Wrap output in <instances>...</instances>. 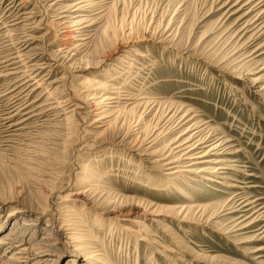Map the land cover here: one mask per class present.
<instances>
[{
  "label": "rangeland",
  "instance_id": "rangeland-1",
  "mask_svg": "<svg viewBox=\"0 0 264 264\" xmlns=\"http://www.w3.org/2000/svg\"><path fill=\"white\" fill-rule=\"evenodd\" d=\"M66 1L0 0V63L19 50L30 64H56L52 71L39 73L45 84L29 99L43 97L29 110L43 105L49 91L54 93L48 103L63 105L57 112L13 117L21 105L15 97L19 89L10 94L14 86L0 80V241L7 235L18 238L30 256L23 264H84L73 251L67 218L59 215L65 205L73 204L101 241L97 250L113 264H264V251L258 252L264 240L258 241V234L251 232L261 225L226 234L228 238L219 233L232 223L221 213L229 196L220 193L222 186L205 181L219 177L170 179L148 154L183 133L186 127L174 124L181 114L174 122L170 116L186 111L202 125L201 138L209 134L200 153L208 152L207 147L220 138L228 141L226 151L223 147L203 160H234L230 175L246 187L244 196L260 199L257 204L264 208V91L260 93L264 36L257 39L251 31L239 32L255 14L238 20L252 5L229 17L225 13L237 0H102L97 13L107 14L95 19L87 45L70 59L60 51L64 42L60 18L71 4ZM257 2L264 10V0ZM132 11V34L120 37ZM127 41L126 46L116 47ZM138 52L147 57L140 58ZM106 72L115 81H109ZM86 78L107 80L111 87L158 104L142 115L138 108L106 128L94 123L97 112L82 84ZM137 121L138 128L150 121L139 135L141 141L175 128L159 134L158 143L149 150L145 142L136 141ZM90 173L98 184L106 185L109 195L87 191L83 181ZM77 192L80 197L72 196L66 204L63 197ZM186 207L193 210L185 223H179L174 214ZM128 208L136 209V214L121 220L114 217L125 215L120 210ZM111 209L116 213L109 214ZM121 225L129 227L132 236ZM15 251L0 245V264L26 260L15 255L17 260L9 261ZM38 253L39 257L31 256Z\"/></svg>",
  "mask_w": 264,
  "mask_h": 264
},
{
  "label": "bare ground",
  "instance_id": "bare-ground-1",
  "mask_svg": "<svg viewBox=\"0 0 264 264\" xmlns=\"http://www.w3.org/2000/svg\"><path fill=\"white\" fill-rule=\"evenodd\" d=\"M61 1H65V0H61ZM101 1L102 0H69V1H66V2H71V4L66 6L65 9L62 11L63 13H66L67 15L60 18L61 26L63 27L62 30L64 29V32L62 33L64 42L61 45L62 49H60V51L61 53H63L64 58L70 57L71 59L72 56H75L77 52H79L82 48H84L87 45V40H89L90 38L88 34H91L90 33L91 31L89 29L98 20L102 19L107 14V13L105 15L103 14L105 11H101L97 13V11L100 9V5H102ZM225 5L226 3L222 6V8H224ZM249 5H252L250 9L247 11V13H245L244 15H241L238 20H242L243 18H245L246 16L252 13L255 15L253 16L252 19L246 21L241 26V29L239 30V32L241 33L245 31V33H247L251 31L253 32V36H255L257 39L262 38L264 36V10L262 6V2H257V0H237L226 11L225 16L229 14V17H231L232 15H235L241 12ZM134 15L135 14L133 13V14H129L128 17L125 16L126 17L125 19H127L126 22H128V25L126 26V30H124L121 35L119 34L120 37L124 36L125 38V36H129L132 34L131 26L133 25L132 23H133ZM96 18H98V20H95ZM64 21H67V22H64ZM129 43L130 41L120 42V43H117L116 47L117 46L120 47L119 44H121V46H126V44H129ZM132 50L133 52H135V49H132ZM138 56L140 58L147 57V55L142 54L140 52H138ZM23 58H24V55L22 54V52L17 50V51H14V53H11L7 59L5 58V60L0 63L1 65L0 80L1 78H4L6 79V81H8V84L10 85V87L14 86L12 91H10V94L19 89L15 97L17 98V100L21 102V105L15 111H13L14 113L13 117H16V115H20L22 118H24L34 113L42 114L48 111L57 112L55 110L58 108L61 109L63 105L58 107L55 104L48 103L49 100H52L51 99L52 94L54 93L51 91L46 92L44 94V96H46V100L44 101L45 103L43 105L37 106L34 109L29 110L31 106H33L34 104H37V100H38L37 98L40 97L41 99L43 97V95L40 94V96L37 97L35 101H30L29 99L30 95H33L38 90L42 89L45 84L43 80L44 78L43 79H41V77L39 78V73L44 69H48L52 71L53 68L56 67L57 65L56 64L50 65L48 63L45 65L43 63L41 65H45V67H41L37 63L30 64V62H26V60ZM109 58L110 57H108L105 60H102V63H105L106 60H109ZM118 59L120 58H117L115 60H118ZM114 72L116 74H119L117 70H114ZM106 74L109 77H111L109 81L111 82L115 81L113 79L114 77L113 75L110 76V73H107V72ZM54 83L56 82H53V84ZM82 84L84 86H87L88 94H89L88 100L94 103V107H95L94 111L97 112L95 113V116L97 118L94 121V123H102V126L106 128H109L114 124L116 125L117 123H120L123 115L131 114L134 110L138 108L143 109L141 113L142 115L146 111H149V112L152 111L153 108H155V106H157L158 104L156 101L149 100L146 97H136V96L128 94L127 92H123L121 89H119V87H111L110 82H108L107 80L105 82V81L96 80V78H93V79L86 78V79H83ZM263 91L264 89H261L260 93H262ZM60 111H63V110H60ZM183 112L184 111L178 110L176 111V113L174 112V114L170 116L171 117L170 119L172 121L173 118L175 120L178 117V114H181L180 117L176 119V122L174 124H175V127L180 128V129L186 127L183 133H181L179 136L174 138V140L166 144L165 147L162 148L161 150L148 153L150 154L149 156L154 157L156 165L161 169L162 172L165 173V176H167L170 179L173 178L174 180H177V181H180V179L188 180L189 175L190 176L193 175V176L203 179V176L207 174L213 175L215 177H219V179L221 180H213L210 178L205 179L206 182H213L217 185L222 186L224 190L222 191L218 190V191H220L221 194H225L229 196V199L223 202L221 213L225 214L224 216H229L231 218L232 223L229 225L228 229L221 230V231L219 230V233L223 234V236L225 235V237L228 238L226 234L232 233L230 235H233L234 233L238 231H250L254 229L256 226L261 225L258 229L253 230L251 232H253V235L254 233L258 234L255 236V238H257L258 241L264 240V208L260 207V205L257 204L260 201V199L251 200L247 196H244L246 195V191H247L246 187H240L239 185H237L236 183H239V182L233 179V177L230 175L231 173L229 172L233 171L232 169L233 166L231 165V163H235V161L227 160L226 157H220L212 161L203 160V159H206L207 156L211 154V152H215V151L222 152L221 150L223 149V147H224V151H226L227 147L225 146L228 143V141L220 138L218 139L219 141L218 143L207 147L209 149L208 152L204 154L202 152L200 153L199 152L200 145H203L208 141L207 136L209 134L207 133L206 136L201 138L200 134L202 132L201 131L202 125L199 122H195L194 117H192L188 112L186 111L184 113ZM174 120L172 122H174ZM149 122L150 121H148V123ZM138 123L139 121L136 122V125L134 127L136 129L133 130L135 132L136 141H138L139 135L147 131V125H149L148 123L147 125L145 123V125L143 124L141 128H138ZM174 128H172V130ZM206 129L207 128L205 127L204 130ZM172 130L169 127L167 130L163 129L161 132L157 131L156 133L149 134L147 137H144L142 141H141V138H139V145L145 142L144 145L147 147V149L151 150L153 149V146H155L158 143L159 134L164 133L166 135L172 132ZM166 141L167 140L165 139V142ZM39 150H43V149H37V151ZM230 154H235V152L230 153ZM221 156H224V155H221ZM85 169L81 171L84 172ZM87 176L88 178L85 179V181H83V184L87 185L86 187V189L88 188L87 191H91V194H94L93 196H95L96 194H102V193H104V195H109L108 192L106 191L107 190L106 185L103 186V185L98 184L99 180H96V177L93 173H90ZM76 195L79 196L80 193L77 192L75 194H67L63 197V200L66 202V200H71L70 198H72V196L76 198ZM122 198L128 199L124 197ZM130 201L133 202V199L130 198ZM71 205L73 204L65 205V207L63 208V210H61V213L59 215L61 216V218L62 217L67 218L68 225H66V227L72 231L71 240H73L72 243L74 244L72 245L74 247L73 251L77 252L76 255L79 254V258H81L84 264H113L109 256L106 255L104 251L103 253H101L100 251L97 250V245H100L101 241L95 235H93V233L90 232L92 230L89 227L90 225L82 222L83 218L79 217L78 213L74 210L75 206L74 205L71 206ZM192 210H193V207H186L185 209L181 208L180 211L178 213H175L174 215L177 216L179 223H185L187 220V215L190 214ZM115 211L116 210L111 209L109 214L113 215ZM136 212L137 211L134 208H131V209L128 208L124 210L122 209L120 210V213L125 214V215H122V216L116 215L114 217H116V219L121 220L122 218L120 217L124 216L125 218L129 216L126 214H136ZM154 212L156 211L155 210L152 211L151 215H153ZM16 213L18 214V212ZM14 216L15 215L13 213V214H10L8 218H12ZM116 219H111V221L113 222ZM2 226L3 225H1V229H2ZM23 226L27 227L28 225L24 224ZM96 227L97 228L102 227V222L100 219H98V222L96 223ZM120 228L123 232H125V234H130V236H132V233H131L132 231L129 227L121 225ZM9 237L10 236L7 235V237L6 236L3 237L2 241H0V245L2 247L8 246V248H15L16 250L15 252L12 253V256L9 258V261L17 260L16 258H14L15 255H21V258L19 259H24L23 256L27 257L25 258L26 260L19 262V264H23L24 262L29 261L30 256L26 253L27 252L26 249L22 247L23 245H20L21 243H19V239L9 238ZM230 237L231 236H229V238ZM233 237H236V236H233ZM141 242H145V241L141 240ZM151 242L153 243V241ZM36 251H38V249H36ZM187 251L190 252L189 249H187ZM262 251H264V248L261 247L258 249V252H262ZM43 252H47V250ZM31 256L39 257V253L36 255H31ZM198 257L199 256L195 254V259H198Z\"/></svg>",
  "mask_w": 264,
  "mask_h": 264
}]
</instances>
